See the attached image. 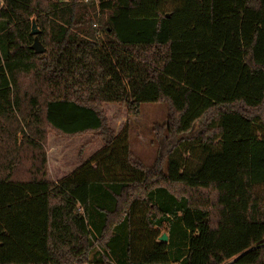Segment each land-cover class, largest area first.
<instances>
[{"label": "trees", "instance_id": "1", "mask_svg": "<svg viewBox=\"0 0 264 264\" xmlns=\"http://www.w3.org/2000/svg\"><path fill=\"white\" fill-rule=\"evenodd\" d=\"M0 1V264H264V0ZM104 103L166 104L153 166Z\"/></svg>", "mask_w": 264, "mask_h": 264}, {"label": "rangeland", "instance_id": "2", "mask_svg": "<svg viewBox=\"0 0 264 264\" xmlns=\"http://www.w3.org/2000/svg\"><path fill=\"white\" fill-rule=\"evenodd\" d=\"M102 107L109 127L115 133H119L128 124L130 147L135 159L149 167L166 153L169 147L164 140L165 129L161 126L168 117L166 104L144 103L139 115L130 114L126 105L104 103ZM103 145L104 141L97 132L66 136L49 131L46 151L50 181H58L67 176ZM183 156L187 157L185 154ZM91 264L97 263L93 261Z\"/></svg>", "mask_w": 264, "mask_h": 264}, {"label": "water", "instance_id": "3", "mask_svg": "<svg viewBox=\"0 0 264 264\" xmlns=\"http://www.w3.org/2000/svg\"><path fill=\"white\" fill-rule=\"evenodd\" d=\"M39 33V30L36 28V23L35 21L33 22L32 25V31L31 34L35 36L34 43L32 45V49L37 53V54H42L46 51V48L44 45L40 42L38 39L37 35ZM160 241L167 242L168 241V236L166 233H163L162 236L159 238Z\"/></svg>", "mask_w": 264, "mask_h": 264}, {"label": "built area", "instance_id": "4", "mask_svg": "<svg viewBox=\"0 0 264 264\" xmlns=\"http://www.w3.org/2000/svg\"><path fill=\"white\" fill-rule=\"evenodd\" d=\"M0 4H1V1H0Z\"/></svg>", "mask_w": 264, "mask_h": 264}, {"label": "crops", "instance_id": "5", "mask_svg": "<svg viewBox=\"0 0 264 264\" xmlns=\"http://www.w3.org/2000/svg\"><path fill=\"white\" fill-rule=\"evenodd\" d=\"M54 182H56V181H54Z\"/></svg>", "mask_w": 264, "mask_h": 264}]
</instances>
